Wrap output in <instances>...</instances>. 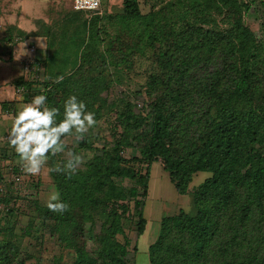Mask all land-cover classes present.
<instances>
[{"label": "trees", "instance_id": "16d2710c", "mask_svg": "<svg viewBox=\"0 0 264 264\" xmlns=\"http://www.w3.org/2000/svg\"><path fill=\"white\" fill-rule=\"evenodd\" d=\"M255 1L170 0L142 14L135 0H125L123 13L99 27L101 4V15L76 12L93 18L73 33L63 30L60 48L50 52L49 42L48 56L36 60L47 73L37 94L43 91L50 105L74 94L97 122L123 107L111 126L120 130L112 144L92 149L80 141L78 148L92 156L70 177L51 172L68 210L58 214L33 202L46 233L74 251L72 264H134L124 223L135 222L138 236L144 232L149 168L158 161L178 194L188 192L196 173L211 176L192 192L188 212L161 220L148 264H264V48L243 20ZM223 16L225 28L217 23ZM6 37L9 45L23 40ZM149 51L155 70L146 100L110 98L105 69H129L132 55ZM33 82L19 87L30 91ZM128 150L137 155L125 157ZM0 198L15 200L1 192ZM0 264H24L16 245L0 240Z\"/></svg>", "mask_w": 264, "mask_h": 264}, {"label": "rangeland", "instance_id": "374dc122", "mask_svg": "<svg viewBox=\"0 0 264 264\" xmlns=\"http://www.w3.org/2000/svg\"><path fill=\"white\" fill-rule=\"evenodd\" d=\"M124 1L102 0L103 14L100 17L102 20L98 22V26L100 27L106 23V17L122 14ZM135 1L141 13L145 14L151 10L162 8L170 0ZM91 18L93 17L74 12L71 0H0V61L3 62L0 63V73L11 70L13 74L11 81L0 80V88L3 86L11 87L15 92L14 94L18 96L16 90L21 88L19 85L34 80L36 82H33L30 90L33 97L39 92L37 90L41 89L42 83L47 77L45 69L43 70L41 67L38 71L31 69L28 64L34 62L32 58L19 60L16 64L10 62L12 57L8 56L15 43L13 45L7 43L6 35L8 33L19 35L23 39L31 34L45 35L48 41L52 43L50 49V52H52L60 48V34L63 30L73 33L79 22L82 20L89 21ZM223 20L224 16L217 17V23L225 28L226 24H223ZM243 20L245 25L255 34L258 43L264 48V5H261L258 0L255 1L253 7L244 15ZM23 25L33 28L31 29L33 32L26 33V30L22 29ZM105 26L107 32L113 36L115 34L114 26L112 24ZM102 38L106 41L103 44V47L106 48L109 39L104 35H102ZM2 56H4L3 59ZM113 56H115V53ZM61 59V56L57 57L53 64H57ZM129 60L132 62L129 69H119L111 66L105 69L103 78L110 86V98L123 97L129 102H134L137 94H141V98L146 100V84L149 75L155 70L154 56L151 51L146 52L143 56L136 53ZM27 66L28 68H26ZM0 106L2 109L9 110V112L11 110L10 108L7 109L9 107L8 103L0 104ZM122 108V106H119L108 111L97 122L96 127L90 128L84 134L81 144L91 146L92 149H101L103 146L112 144L120 130L117 132L112 131L111 126L116 114ZM5 115L12 119V114ZM8 131L9 129L6 127L0 132V190L3 194L7 193V197L12 195L15 200L0 201V240L16 245L20 258L24 259V264H72L76 257L74 251L69 247L67 248L64 242L60 243L56 234L53 236L46 233L47 222L44 223L41 219L36 210V204L33 202H36L37 206H46L50 189L56 188L51 172H48L47 169L62 166L67 159L69 150L83 158V163L78 168L92 156L94 151L84 150V148L79 149L80 144L75 143L73 137H65L62 151L50 155L45 168L42 169L40 174L30 175L23 170L19 157L9 147L7 142ZM134 155L137 154L130 150L125 153V157ZM140 167L144 174L146 167L144 165ZM11 168H21L22 174L20 175L19 184L10 182L11 176L14 174V172H11ZM149 170L147 197L144 200L143 208V218L146 221L144 232L138 236L135 233V222L126 221L124 223L125 236L130 242L129 250L133 252L134 264H148V247L158 238L161 220L164 217L177 214L180 210L188 212L191 208L192 192L211 176V173L206 171L196 173L188 187V192L178 194L167 173L163 170L161 162L153 163ZM116 183L121 184L117 181ZM30 197L35 198V201L29 200ZM132 205L131 203L130 206ZM49 224L52 223L49 222ZM25 229H29L28 234L25 233ZM117 238L121 243L124 242L122 236ZM86 242L87 248L91 252H95L96 246L93 241L86 238Z\"/></svg>", "mask_w": 264, "mask_h": 264}, {"label": "clouds", "instance_id": "9594fccd", "mask_svg": "<svg viewBox=\"0 0 264 264\" xmlns=\"http://www.w3.org/2000/svg\"><path fill=\"white\" fill-rule=\"evenodd\" d=\"M19 59V57H17ZM63 77H57V82ZM62 109V111H61ZM97 124L95 113L87 109L84 100L70 94L62 105L53 106L42 91L19 106L11 119L7 142L19 157L23 170L30 175L40 174L50 155L64 148V138L71 136L75 143L84 139V134ZM83 158L69 150L62 166L48 168V172L74 174ZM46 207L58 214L68 210V204L61 199L60 192L50 189Z\"/></svg>", "mask_w": 264, "mask_h": 264}, {"label": "crops", "instance_id": "0c3cea01", "mask_svg": "<svg viewBox=\"0 0 264 264\" xmlns=\"http://www.w3.org/2000/svg\"><path fill=\"white\" fill-rule=\"evenodd\" d=\"M103 11V9H102ZM24 30H26V33H32L33 31L31 29L30 26H22ZM22 31V30H21ZM48 39L45 37V35H28L27 38L23 39L21 43L19 44H14L12 46L10 55L8 57H12L10 62H14L15 64L17 63V61L22 60V59H35L37 61H42L45 60V58L48 56ZM34 47V52L31 53L29 52V50L27 51V49L29 47ZM17 57H19V59H17ZM4 58V56H2V59ZM0 63H3L0 61ZM12 71L8 70V71H3L0 73V80L2 81H8L12 79ZM14 90L11 87H7V86H3L0 88V104H5L8 103L9 107L11 110L9 112V110L7 111L6 109H2L0 106V132L4 130V128L10 127V121L11 118L9 120V118L5 115V114H12V116L14 115V113L17 111V109L19 108L20 105L27 103V101L24 100V98L22 97H18L14 94Z\"/></svg>", "mask_w": 264, "mask_h": 264}, {"label": "built area", "instance_id": "2783aa9c", "mask_svg": "<svg viewBox=\"0 0 264 264\" xmlns=\"http://www.w3.org/2000/svg\"><path fill=\"white\" fill-rule=\"evenodd\" d=\"M71 3H72V9L75 12H83V13H86L87 15H90V16L101 15L102 0H71ZM21 42H22V39L20 37L14 38L15 44H19ZM0 46H1V43H0ZM28 50H29V52L33 53L35 49H34V47L31 46L28 48ZM28 65H30L31 69H33L35 71H38V69L41 67V64L36 62L35 59H34V62H32ZM26 68H28V66ZM16 92H17L18 96L22 97V98H24L25 95L30 94L29 89L23 88V87H21L20 89H17ZM20 169L21 168H19L18 171H20ZM11 172H13V168H11ZM20 180H21V177L14 173L11 176L10 182L13 184H19ZM0 192H1V190H0Z\"/></svg>", "mask_w": 264, "mask_h": 264}]
</instances>
